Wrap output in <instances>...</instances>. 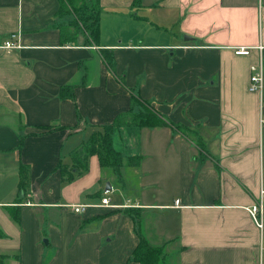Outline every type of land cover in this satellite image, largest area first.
Masks as SVG:
<instances>
[{
    "label": "crops",
    "instance_id": "crops-1",
    "mask_svg": "<svg viewBox=\"0 0 264 264\" xmlns=\"http://www.w3.org/2000/svg\"><path fill=\"white\" fill-rule=\"evenodd\" d=\"M59 4L0 0V45H21L0 47V264H142L141 237L161 247L152 264H264V224L246 208L264 189V79L249 89L264 0H99L97 44L82 29L61 42L74 15ZM146 8L161 10L147 40L132 30ZM143 103L177 125L114 126L113 147L138 164L93 152L82 169L76 149Z\"/></svg>",
    "mask_w": 264,
    "mask_h": 264
},
{
    "label": "trees",
    "instance_id": "trees-1",
    "mask_svg": "<svg viewBox=\"0 0 264 264\" xmlns=\"http://www.w3.org/2000/svg\"><path fill=\"white\" fill-rule=\"evenodd\" d=\"M58 14L72 13L74 17L66 24L60 26V40L62 43L74 42L79 29L86 33L87 44H97L100 35V7L99 0H59ZM103 58L108 69L124 84L122 75H118L115 69V63L110 51L103 52ZM72 86H62L60 90L61 96H70L72 94ZM132 100H140V98L132 93ZM126 124H135L139 126H154L162 124L177 125L173 121L162 119L157 111L143 108L138 112L128 110L116 114L111 123L102 125L101 130L97 131L92 140L76 149L79 157L82 156V169L86 168V157L88 154L96 152L103 165L117 168L121 164L137 165L140 158L127 157L123 158L119 151L112 145L111 131L114 126ZM22 137L20 144L22 143ZM22 172L25 166H22ZM15 218H18L15 215ZM161 255V247L149 244L143 237L140 238L138 245L132 251V258L142 264H152L159 261Z\"/></svg>",
    "mask_w": 264,
    "mask_h": 264
},
{
    "label": "built area",
    "instance_id": "built-area-1",
    "mask_svg": "<svg viewBox=\"0 0 264 264\" xmlns=\"http://www.w3.org/2000/svg\"><path fill=\"white\" fill-rule=\"evenodd\" d=\"M16 33H11L9 37L0 45L3 48H16L20 47L18 40L16 39ZM249 52L247 47H238L236 49V53L246 54ZM250 82H249V89L250 90H262L263 88V79H264V67L262 59H260L259 63L253 64L250 67ZM260 121L264 123V116L262 115ZM108 190H105L104 193H107ZM261 196L258 202L247 206V210L250 213L251 217L253 218L255 224L262 228L264 224V210H263V197H264V189L260 191ZM176 204L178 203V199L175 200ZM101 204L108 205L110 204V198L104 194L101 198ZM75 212L81 211L84 206L83 203H75L69 205Z\"/></svg>",
    "mask_w": 264,
    "mask_h": 264
},
{
    "label": "rangeland",
    "instance_id": "rangeland-1",
    "mask_svg": "<svg viewBox=\"0 0 264 264\" xmlns=\"http://www.w3.org/2000/svg\"><path fill=\"white\" fill-rule=\"evenodd\" d=\"M94 1V0H93ZM161 10L159 9H155L153 10L152 8H146V9H142L141 10V13L144 14L145 16H147V18L143 19L144 21H142L140 24L141 26H138L137 29H133L134 31H141L143 36H145V40H147L149 38V36L151 35V28L149 27L150 26V19H152L150 13L152 12H155L156 14H158ZM150 19H149V18ZM162 25L164 26H167V28L171 29L173 28L175 25L172 24L170 21H165V23H162ZM119 26H123V25H119ZM141 28V29H140ZM123 30H126V32L129 33V31L131 32L130 29L127 30V27L123 28ZM143 30V31H142ZM122 30L120 32V34H122ZM185 35H183V38H184ZM124 39V38H123ZM143 108L148 112V109H154L151 105H148L147 103H143Z\"/></svg>",
    "mask_w": 264,
    "mask_h": 264
},
{
    "label": "water",
    "instance_id": "water-1",
    "mask_svg": "<svg viewBox=\"0 0 264 264\" xmlns=\"http://www.w3.org/2000/svg\"><path fill=\"white\" fill-rule=\"evenodd\" d=\"M188 38H189L188 35H185V36H184V39H188ZM105 189H106V190L111 189V185H110V183H109L108 181L106 182V187H105ZM43 240H44L45 242H47L46 238H44Z\"/></svg>",
    "mask_w": 264,
    "mask_h": 264
}]
</instances>
